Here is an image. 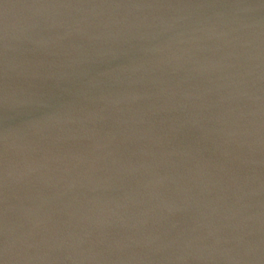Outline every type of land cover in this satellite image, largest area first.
I'll use <instances>...</instances> for the list:
<instances>
[{"label": "water", "instance_id": "1", "mask_svg": "<svg viewBox=\"0 0 264 264\" xmlns=\"http://www.w3.org/2000/svg\"><path fill=\"white\" fill-rule=\"evenodd\" d=\"M0 264H264V0H0Z\"/></svg>", "mask_w": 264, "mask_h": 264}]
</instances>
